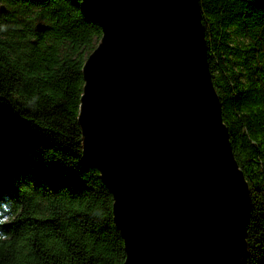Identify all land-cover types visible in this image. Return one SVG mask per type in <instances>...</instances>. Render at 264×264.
Listing matches in <instances>:
<instances>
[{
	"label": "water",
	"instance_id": "95a60500",
	"mask_svg": "<svg viewBox=\"0 0 264 264\" xmlns=\"http://www.w3.org/2000/svg\"><path fill=\"white\" fill-rule=\"evenodd\" d=\"M81 8L102 32L83 67V153L113 197L124 264H247L251 189L213 84L200 0Z\"/></svg>",
	"mask_w": 264,
	"mask_h": 264
},
{
	"label": "trees",
	"instance_id": "16d2710c",
	"mask_svg": "<svg viewBox=\"0 0 264 264\" xmlns=\"http://www.w3.org/2000/svg\"><path fill=\"white\" fill-rule=\"evenodd\" d=\"M81 3L0 0V264L126 258L113 197L83 153V67L102 32ZM200 4L213 84L251 189L247 264H264V0Z\"/></svg>",
	"mask_w": 264,
	"mask_h": 264
}]
</instances>
